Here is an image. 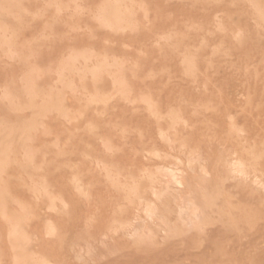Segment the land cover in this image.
<instances>
[{"label": "rangeland", "instance_id": "rangeland-1", "mask_svg": "<svg viewBox=\"0 0 264 264\" xmlns=\"http://www.w3.org/2000/svg\"><path fill=\"white\" fill-rule=\"evenodd\" d=\"M177 1L0 0V264H264V0Z\"/></svg>", "mask_w": 264, "mask_h": 264}, {"label": "bare ground", "instance_id": "bare-ground-1", "mask_svg": "<svg viewBox=\"0 0 264 264\" xmlns=\"http://www.w3.org/2000/svg\"><path fill=\"white\" fill-rule=\"evenodd\" d=\"M115 1V0H114ZM117 1V0H116ZM177 1V0H176ZM60 2V1H59ZM178 2V1H177ZM60 4V3H59ZM193 4V3H192ZM248 4H249V2H248ZM46 5V4H45ZM121 6V5H120ZM202 7V6H201ZM126 8V7H125ZM107 10V9H106ZM119 10V9H118ZM74 11V10H73ZM253 11V10H252ZM106 12V11H105ZM118 12H120V11H118ZM224 13V12H223ZM222 13V14H223ZM113 15L114 16H116V17H119V15H117V11L115 12V13H113ZM155 15V14H154ZM100 16V15H99ZM104 18V20H105V18H107V17H103ZM224 19V18H223ZM229 19V18H228ZM108 20V19H107ZM222 20V19H221ZM219 21V20H218ZM215 23H216V21H215ZM255 23V22H254ZM180 24V23H179ZM232 25H234V24H232ZM256 25V24H255ZM235 26V25H234ZM186 27V26H185ZM236 27V26H235ZM69 28V27H68ZM177 28V27H176ZM237 28V27H236ZM257 28V27H256ZM110 31V30H109ZM237 31H238V29H237ZM258 31V30H257ZM91 32V31H90ZM187 32V31H186ZM231 33V32H230ZM157 35V34H156ZM156 37V36H155ZM159 37V36H158ZM232 37H234V36H232ZM156 39V38H155ZM159 39V38H158ZM257 39V38H256ZM34 40V39H33ZM235 40V39H234ZM162 41V40H161ZM159 43V42H158ZM155 44V43H154ZM239 45V44H238ZM237 45V46H238ZM170 46V45H169ZM168 46V47H169ZM174 50V49H173ZM10 51V50H9ZM176 51V50H175ZM178 53V52H177ZM179 55V54H178ZM7 57V56H6ZM142 57H140V59H141ZM95 59V58H94ZM34 62V61H33ZM86 62V61H85ZM84 62V63H85ZM114 62V61H113ZM140 62V61H139ZM96 63V62H95ZM142 63V62H141ZM80 64V63H79ZM140 64V63H139ZM242 64V63H241ZM97 65V64H96ZM138 70V69H137ZM245 70V69H244ZM91 71V70H90ZM80 72V71H79ZM89 73V72H88ZM131 73V72H130ZM207 73V72H206ZM144 75V74H143ZM149 75V74H148ZM167 77H168V75H167ZM205 77V76H204ZM59 78V77H58ZM208 78V77H207ZM206 79V78H205ZM168 80V79H167ZM207 80V79H206ZM167 82V81H166ZM62 86V85H61ZM202 86H204V85H202ZM201 86V87H202ZM146 89V88H145ZM140 90V89H139ZM195 90V89H194ZM150 92V91H149ZM165 95V94H164ZM221 96V95H220ZM166 100V99H165ZM134 102V101H133ZM123 104H124V102H123ZM128 106H129V104H128ZM145 106V105H144ZM111 107L112 106H110V109H111ZM115 107V106H114ZM156 107V106H155ZM117 107H115V109H116ZM147 108V107H146ZM119 110V109H118ZM114 111V110H113ZM144 112V111H143ZM148 112V111H147ZM149 113V112H148ZM108 116V115H107ZM229 117V116H228ZM234 117V116H233ZM232 117V118H233ZM110 119H111V117H109ZM235 118V117H234ZM233 118V119H234ZM230 119V118H229ZM232 119V121H234ZM228 120V119H227ZM230 121V120H229ZM231 121V122H232ZM237 121V120H236ZM230 123V122H229ZM165 124H166V122H165ZM185 126V125H184ZM114 131V130H113ZM140 132V131H139ZM156 132V131H155ZM168 134V133H167ZM122 141V140H121ZM131 142V141H130ZM161 144H162V141H161ZM103 145V144H102ZM102 148H104V147H102ZM170 148V147H169ZM141 149V148H140ZM170 150V149H169ZM105 151H106V149H105ZM179 151V150H178ZM24 152V151H23ZM25 153V152H24ZM112 154V153H111ZM188 154V153H187ZM226 154V153H225ZM180 155V154H179ZM110 157V156H109ZM179 157V156H178ZM181 157V156H180ZM183 157H185V156H183ZM186 158V157H185ZM187 159V158H186ZM205 159V158H204ZM96 160V159H95ZM178 161V160H177ZM188 161V160H187ZM202 162V161H201ZM216 162V161H215ZM101 163V162H100ZM97 164V163H96ZM204 164V163H203ZM199 166V165H198ZM229 166H230V170H231V172L232 173H234V174H237V175H244V176H246L247 175V172H246V167H245V165L243 164V163H241V162H239V161H236V160H233V161H230L229 162ZM101 167H103L102 166V164H101ZM176 168V167H175ZM202 168V171H204L206 174H208L209 173V171L207 170V168L206 167H201ZM146 169V168H145ZM156 169V168H155ZM93 170H95L94 168H93ZM190 170V169H189ZM70 171V170H69ZM106 171V170H105ZM171 171V170H170ZM169 171V172H170ZM172 172H174V171H172ZM178 173V172H177ZM193 173V172H192ZM149 174V173H148ZM205 174V176H207ZM27 176V175H26ZM101 176V175H100ZM209 176H210V174H209ZM232 176V175H231ZM1 177V176H0ZM104 179H105V177H103ZM170 178V179H169ZM167 180V183H168V187L167 188H169V186L170 185H172V183H175V184H177V185H185L186 186V183H185V181H184V179H182V178H180L178 175H176V174H171L170 175V177H169ZM30 180V179H29ZM162 187V186H161ZM122 188V187H121ZM155 190V189H154ZM151 191V190H150ZM2 192V191H1ZM158 192V191H157ZM181 192V191H180ZM74 194V193H73ZM154 195V194H153ZM34 196V195H33ZM179 196V195H178ZM152 202V201H151ZM16 205V204H15ZM89 206V205H88ZM47 208V207H46ZM45 208V209H46ZM163 208V207H162ZM178 208H179V210H180V213H181V216H185L186 215V217H185V219H184V221H187L188 222V224H190L191 226H193V223H197V222H200L201 220H202V217H203V215H204V207L201 205V203L198 201V199H197V197L194 195V192L192 191V190H186V191H184L181 195H180V197H179V202H178ZM143 209V208H142ZM146 212H147V214H148V216L149 217H154V216H156V207H154V206H149V205H147V207H146ZM47 211H48V209H47ZM3 213V212H2ZM145 214H143V216H144ZM157 219V218H156ZM155 221V220H154ZM89 224H90V222H89ZM164 224V223H163ZM146 225V224H145ZM119 226H121V225H119ZM7 227V226H6ZM28 227V226H27ZM7 228H9V227H7ZM147 228H148V226H147ZM8 231V230H7ZM109 232V231H108ZM142 233H143V231H142ZM7 234V233H6ZM141 236V235H140ZM155 237V236H154ZM146 238H147V236H146ZM101 242V241H100ZM8 243H9V241L7 242V246H8ZM96 246V245H95ZM8 248V247H7ZM78 248V247H77ZM8 250H9V248H8ZM71 251V250H70ZM86 255V254H85ZM37 258V257H36ZM87 258H89V257H87ZM77 263H78V261H77ZM83 263V262H82Z\"/></svg>", "mask_w": 264, "mask_h": 264}]
</instances>
